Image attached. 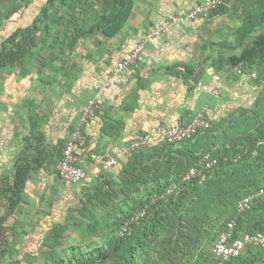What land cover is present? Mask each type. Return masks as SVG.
I'll use <instances>...</instances> for the list:
<instances>
[{
	"label": "crops",
	"instance_id": "0c3cea01",
	"mask_svg": "<svg viewBox=\"0 0 264 264\" xmlns=\"http://www.w3.org/2000/svg\"><path fill=\"white\" fill-rule=\"evenodd\" d=\"M129 1V11L119 20V25L110 28L104 39L78 46L84 48V52L88 48L90 55L86 61H82L83 56L77 54L74 62L87 63L89 72L83 78L77 73L75 79L78 83L74 86L71 84V89L67 86L65 90L66 85L61 83L60 88L57 87L55 93L50 94V109L57 111L50 117V123L44 125V133L38 127H32L33 132L38 133L35 138H43L42 148L47 153H52L59 140L63 148L72 130L79 124L84 107L100 94L96 116L84 126L88 143L78 150L86 178L77 184L60 179V200L86 197L88 207L99 209L100 217L112 216L120 207L127 211L124 214L123 211L117 213L123 218L130 207L137 208L145 200L146 194L158 191L168 180L172 181L179 176L190 165L194 155L209 149L217 153L227 141L253 132L264 120V105L260 102L259 90L253 82L257 79L248 73L237 74L236 68L239 66L235 72L208 66V54L201 35L206 29L194 22L177 26L147 42L137 63L116 73L118 64L128 59L153 27L165 18L185 13L206 0ZM47 2L32 0V10L24 12L25 18L32 21ZM214 15L211 17H216ZM39 96L36 94L34 97L38 99ZM201 110L206 111L213 127L191 143L167 145L161 137L156 136L144 151L120 159L110 172H104L98 163L90 159L93 153L115 156L135 135L154 130L160 125L188 123ZM236 149H241L243 156L240 154L235 158V175L242 180L255 178L254 184L250 185L240 180L247 191L264 181V165L259 163L255 154L244 157L249 144L237 146ZM40 168L43 169L42 166ZM102 185H108L111 195H115L106 205L94 199V194L99 193L98 188ZM180 207L184 208V205ZM111 211L113 213L109 214ZM175 213L172 209L160 212V228H167H161V232L148 236V241L139 253L138 258L144 259L140 264H156L154 262H158L162 256L169 258L170 249L175 258L184 255L181 243L172 244L176 240L171 223ZM260 214L257 217L254 215V220L244 214V217L249 218L246 227L251 226L252 229ZM179 215L190 217L185 211ZM212 244L210 240L204 239L199 250L194 249V246L188 248V251L194 250L189 252L196 254L198 260L195 262L177 261L180 264H210L206 258L211 256ZM157 264L169 262L160 261Z\"/></svg>",
	"mask_w": 264,
	"mask_h": 264
},
{
	"label": "rangeland",
	"instance_id": "374dc122",
	"mask_svg": "<svg viewBox=\"0 0 264 264\" xmlns=\"http://www.w3.org/2000/svg\"><path fill=\"white\" fill-rule=\"evenodd\" d=\"M224 1L226 5L215 13L216 17L194 22L206 29L201 35L208 54L207 64L214 69L227 68L234 72L242 64L256 69L259 78L253 82L264 105V60L259 57L258 46L264 42V24L240 40L245 19L259 11L261 0ZM31 2L0 0V50L2 43L16 30L20 34L17 41L25 36L36 42L22 62L0 70V181L12 177L16 162L24 154H29V158L34 156L28 152L37 133L32 127L44 133V125L50 123V117L57 111L50 109V94L55 93L61 83L66 85L65 90L67 86L71 89L78 83L77 73L82 78L88 74L87 63L74 62L77 54L83 56L82 61L90 55L88 48L84 52V48L78 46L92 40L99 42L112 26L120 24L115 21L105 31L80 36L95 27L100 16H109L119 7V0L56 1L39 9L35 23L24 16V12L32 10ZM36 94L40 95L38 99L34 97ZM62 144L59 140L52 153L45 151V156L36 164L43 169L39 167L30 173L23 203L8 216L4 183L0 182V220L6 217L0 229L4 233L0 234V264H63L74 260L71 248L91 253L95 248H111L117 240V227L122 220L117 213H122L123 208L118 207L112 216L100 217L99 209L88 207L86 197L60 200L57 165ZM235 179L242 180L235 175V168L223 172L222 192L237 188L232 186ZM242 181L250 185L255 178L247 177ZM238 187L244 191L245 185ZM234 195L232 191V196L223 200L228 210ZM112 196L115 195H110L111 200ZM230 211L226 220L231 216ZM125 212L124 209L123 214ZM141 261L144 259H139V263Z\"/></svg>",
	"mask_w": 264,
	"mask_h": 264
},
{
	"label": "trees",
	"instance_id": "16d2710c",
	"mask_svg": "<svg viewBox=\"0 0 264 264\" xmlns=\"http://www.w3.org/2000/svg\"><path fill=\"white\" fill-rule=\"evenodd\" d=\"M119 1V7H117L109 16H100L99 22L95 25V27L90 28L85 33H81V38L91 35L95 31L102 30L103 28L113 24L115 21L121 20L122 16L126 15L129 11L131 4H129V0ZM55 2L56 0H48L47 5ZM222 7L223 6H221L214 13H219L222 10ZM36 20L37 18L35 20L33 19L32 22L35 23ZM263 24L264 0H261L259 11L255 14L249 15L245 19L243 27L240 30V40H242L248 34H251L257 27H260ZM19 35L20 34L18 30H16L2 43L0 50V70L22 62L24 58L30 53L32 47L35 46V40L26 38L25 36L22 40L17 41ZM258 46L260 48V56H258L264 60V42ZM242 65L247 70V73L253 70L252 67H246L247 65L245 66L244 64ZM211 130L212 128L210 130L201 132L192 140L177 144L191 143L195 141L200 135L208 133ZM34 142V144H30L28 146V152L34 154V156L29 158V154H24L16 162L15 172L12 177L8 178L7 176L4 181H0L2 184L4 183V194L7 196L8 212H6V216L11 215L15 209L23 203L24 191L26 182L29 179V175L31 172L37 170L40 167L36 164L39 162V160H41L45 153L44 148H42L44 140L43 138L36 137ZM246 143L249 144V149L244 157L247 158L255 154V158L259 160V163L264 165V120L259 123L258 127L253 132H248L237 139L235 138L227 141L225 144H223V149L219 152L216 153L209 149L202 154L194 155L191 159L190 165L184 171H182L179 176H177L172 181L168 180L167 183L158 191L147 194L145 200L142 201L140 205L137 206V208H133L127 213L126 216L122 218L119 226L117 227V240L113 242L111 248H95L91 253L84 252L81 248H71L70 251L71 255L74 256V260L69 259L63 264H137V261L138 264H140L138 258L140 257V250H142V247L148 241V236L156 234L161 230L162 227L160 228V226L162 225V220L160 221L159 215L160 212L168 209L176 211L175 218L171 220V223L174 227L173 232L176 234V240L174 243L172 242V244L178 245L181 243L185 253L184 255L175 258L173 257V250L170 249V255H168L169 258L162 256L158 262L154 263L157 264L161 261L169 262V264H180L177 261L178 259H180L181 262L184 260H187L191 263L195 262L198 260L196 259L197 256L196 254L189 252H194V250L188 251V248L194 246V249L199 250L202 246V240L205 239L212 242V240L215 239L211 247V256L207 254L208 257L206 258L210 264H264V248L248 247L242 253V255L226 263L220 262L212 252L214 243L217 241L219 235L226 230L228 223L231 220H235L237 224L235 237L244 233L264 232V214H262L264 213V201H256L252 208L245 212L240 213L237 211L238 203L249 194L260 188H263L264 181L259 182L251 189L249 187L250 190L243 191L238 187L240 180L238 182L235 179L232 186L234 185L233 188H237L232 190L235 194L234 198L232 199V207H230L228 210L227 204L223 201L227 197L232 196V191L222 192V173L226 172L230 168H235L237 164L235 162L236 156H239L240 154L243 156L242 150L236 148L237 146L241 147ZM142 151L144 150L138 151L133 155ZM208 153H210L214 158L218 159V164L214 167V169L206 171L204 179L196 178L190 183L183 184L181 182L182 177L192 166H194L204 155ZM229 184H231V182H229ZM173 185H176L179 188L177 190L176 196H173V198L168 203L160 202L154 205L149 210L146 218L141 220L138 224L133 225L130 232L125 237H120L118 235L119 229L126 219L142 210L154 196L161 194ZM107 186H99V193L94 194V199L98 200L103 205L108 204L109 200H111V193L107 189ZM236 192L239 194H236ZM181 205H184V208H181ZM224 206L226 207L225 210H223ZM181 211H185L190 217H181L179 215ZM228 211L231 212V216H229L230 218L226 220ZM259 213L261 214L257 224L254 222L252 229H250L251 226L247 228L246 221L249 218L244 217V214H248L250 219L254 220V215L257 217L256 215ZM4 221H6V217H3L2 220H0V229H2L1 225H3ZM163 228L166 229L167 226H163ZM213 231H215V233H212ZM0 234L4 233L0 232ZM174 247L180 250L182 249L178 246ZM164 249H166V247H164Z\"/></svg>",
	"mask_w": 264,
	"mask_h": 264
},
{
	"label": "built area",
	"instance_id": "2783aa9c",
	"mask_svg": "<svg viewBox=\"0 0 264 264\" xmlns=\"http://www.w3.org/2000/svg\"><path fill=\"white\" fill-rule=\"evenodd\" d=\"M224 4V0H206L185 13L165 18L163 22L153 27L146 34L144 40L133 50L128 59L118 64L115 72L120 73L127 66L136 64L142 52L145 50L147 42L163 36L177 26L207 19ZM236 70L239 75L247 73L243 65H240ZM249 74L255 79L258 78L256 70H252ZM99 97L100 94L90 100L84 107L78 126L71 132L69 139L65 142L61 150V158L57 165V174L64 182L77 184L86 178V171L80 164L78 150L88 143V136L84 131V126L95 118ZM211 128L212 122L210 118L205 110H201L188 123L172 126L160 125L154 130L135 135L115 156L109 157L93 153L90 159L98 163L104 172H110L118 165L120 159L133 155L138 151L145 150L156 136L161 137L167 144H177L192 140L201 132L210 130ZM217 164L218 159L208 153L188 170L182 177L181 182L187 184L196 178L204 179L205 172L214 169ZM178 189V186L173 185L161 194L154 196L142 210L124 221L119 229L118 235L125 237L133 225L138 224L146 218L149 210L154 205L160 202L168 203L173 196H176ZM256 201H264V187L243 198L238 203L237 211L241 213L251 209ZM236 226V221L231 220L226 230L219 235L213 245L212 252L222 263L239 257L248 247L264 248V232L244 233L235 237Z\"/></svg>",
	"mask_w": 264,
	"mask_h": 264
}]
</instances>
